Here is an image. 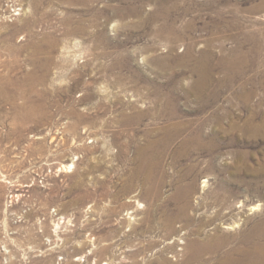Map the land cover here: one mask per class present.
I'll return each instance as SVG.
<instances>
[{
    "label": "rangeland",
    "instance_id": "rangeland-1",
    "mask_svg": "<svg viewBox=\"0 0 264 264\" xmlns=\"http://www.w3.org/2000/svg\"><path fill=\"white\" fill-rule=\"evenodd\" d=\"M0 264H264V0H0Z\"/></svg>",
    "mask_w": 264,
    "mask_h": 264
}]
</instances>
